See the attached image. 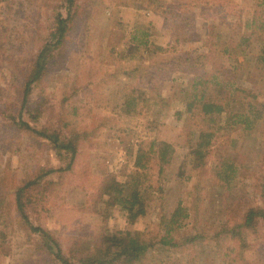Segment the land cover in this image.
Instances as JSON below:
<instances>
[{
	"label": "rangeland",
	"instance_id": "rangeland-1",
	"mask_svg": "<svg viewBox=\"0 0 264 264\" xmlns=\"http://www.w3.org/2000/svg\"><path fill=\"white\" fill-rule=\"evenodd\" d=\"M154 1L136 8L129 0H77L74 30L33 89L32 99L42 103L39 121L28 114L23 119L37 128L81 134L78 152L73 158L44 138L17 131L0 111V179L8 170L15 185L40 167L57 169L43 177L42 182L51 184L26 207V214L34 226L48 229L74 261L93 253L104 234L129 230L152 243L145 264H264V236L255 239V251L244 259L236 250L231 259L221 254L212 236L227 219L226 202L210 176L187 165L180 174L187 146H177L174 162L162 173L153 165L144 187L147 213L135 222L97 198L108 174L125 179L123 173L133 170L141 143L177 139L183 125L177 113L185 107L181 89L195 76L189 70L203 71L195 56L212 49L204 44L205 37L222 34L218 59L237 66L228 75L254 91L256 104L264 103L260 46L253 43L238 61L223 54L229 36L247 30L259 0ZM58 14L68 16L67 0H0V93L5 92L0 108L19 104L25 78L55 29ZM135 24L148 28L149 43L137 48L139 41L132 40L138 31ZM132 90L138 97L135 114L123 109ZM239 101L238 107L244 108L246 101ZM223 138L238 162L246 204H262L256 187L264 158L259 123L252 131L226 128ZM10 194L0 220V264H63L48 253L41 236L28 230L12 189ZM180 201L189 215L174 223ZM195 234L200 235L196 241H187ZM167 235L175 245L162 244Z\"/></svg>",
	"mask_w": 264,
	"mask_h": 264
},
{
	"label": "trees",
	"instance_id": "trees-1",
	"mask_svg": "<svg viewBox=\"0 0 264 264\" xmlns=\"http://www.w3.org/2000/svg\"><path fill=\"white\" fill-rule=\"evenodd\" d=\"M67 1L69 14L66 17L63 14H58L55 29L50 33L45 45L38 53L33 70L25 78L19 104L12 105L11 108H0V111L4 117L9 119V125L17 131L28 134L33 139L44 138L59 153L65 151L74 158L78 152L81 134L75 132L66 135L63 130L49 126L37 128L28 120L23 119V116L28 114L32 121H39V116L43 112L40 106L42 103L32 99L33 89L50 69L51 61L55 60L63 50L67 34L74 30V20L77 15L74 7L77 5V0ZM146 2L155 3L156 1L129 0L128 5L144 8ZM135 29L138 31L132 40L139 41L136 42L135 48L139 44H148V28L145 29L141 25L135 24ZM139 29H142L141 34H139ZM246 29L244 31L237 30L229 36L223 54L232 56L238 61L239 56L243 55L248 47L257 43L261 48L257 59L264 68V0L258 1L254 16L246 25ZM221 38L222 34L217 33L205 37L204 44L212 49L208 53L201 52L195 56L203 71L197 67L189 70V74L194 73L195 76L191 78L187 86L181 89L185 107L177 113L179 118L183 117V125L177 139L168 141L153 138L149 142L141 143L137 149L133 170L123 173L125 179L119 178L113 172L108 174L99 185L97 198L108 207H119L127 214L130 222H135L140 216L147 213L144 190L146 188L144 187L153 165L156 164L158 172L162 173L174 162L177 146H187L189 150L183 159L180 174H185L184 166L187 165L210 176L212 184L221 192L226 202L227 219L221 225L220 230L212 236L216 246L222 247L220 250L224 252L221 254L229 259H231V252L235 250L244 259L246 253L255 251V248L253 250L255 239L264 236V158L261 182L256 183V187L260 186L263 203L246 204L245 189L239 184L241 172L238 162L229 153L228 140H224L223 133L226 128L236 126H243L245 131H252L256 123H259L260 130L264 133V103L256 104L254 99L256 100L257 96L254 91L235 77L228 75V72H233L238 68L237 66L230 67L218 59ZM190 39V37L185 38V41ZM208 67L211 68L207 69ZM156 86L157 84H155ZM134 90L132 93L126 94L123 109L128 113L135 114L136 112L132 109L138 104V97L133 95ZM4 93L1 91L0 95ZM241 99L246 101L244 108L238 107ZM152 123L154 122L152 121ZM154 124L157 125V123ZM55 171L57 169L40 167L39 170L35 169V171L26 174L18 184L14 185L12 184L13 178L9 176L10 172L5 170L0 179V220L9 205L10 189H12L16 208L22 214L28 230L41 236L48 253L54 255L61 263L145 264L146 255L152 243L143 240L138 234H133L129 230H117L104 234L93 253L74 261L63 252L60 242L50 234L48 229L40 225L34 226L26 214V207L41 195L46 184H51V181L42 182L43 177ZM186 210L180 201L172 216V222L178 223L182 217H187L189 213ZM1 233L4 235L2 231ZM199 237L200 235L195 234L187 241L193 242ZM161 241L166 246L176 244L168 235L164 236ZM247 264H249L248 261Z\"/></svg>",
	"mask_w": 264,
	"mask_h": 264
}]
</instances>
